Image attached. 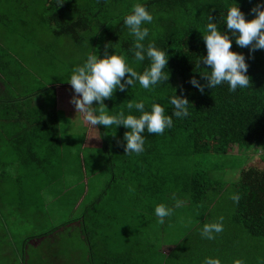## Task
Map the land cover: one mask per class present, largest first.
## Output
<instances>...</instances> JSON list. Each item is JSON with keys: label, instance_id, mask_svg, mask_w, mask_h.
<instances>
[{"label": "trees", "instance_id": "trees-1", "mask_svg": "<svg viewBox=\"0 0 264 264\" xmlns=\"http://www.w3.org/2000/svg\"><path fill=\"white\" fill-rule=\"evenodd\" d=\"M235 2L245 13L246 20L255 18L251 10L260 0H0V13L4 16L16 19L21 18V14L22 19L37 17L39 23L44 22L53 30V35L72 40L82 50V63L89 52L98 51L103 56L106 45H109V54L117 51L126 55L131 66L140 73L150 65V60L146 57L143 62L135 61L134 38L124 25V17L134 4H143L153 16L152 23L144 25L150 30L144 44L147 46L153 42L168 53L165 72L169 79L151 90L143 89L137 82L134 87L128 86L126 92L114 93V98L105 100V105L110 114L124 111L126 115L139 116L134 108L129 113V102L143 101L146 110H150L152 103H160L165 107L166 115L173 119V126L165 129L163 134L144 133L145 150L139 155L126 154L122 146L128 129L113 126L108 130L106 126H97L106 161L104 173L110 174L111 181L94 198H88L90 192L83 193L84 200L76 214L41 235L20 238L4 233L0 238V264H79L83 262L78 260L79 256L85 254H88L87 264H128L131 261L133 264H203L206 257L219 258L222 264H233L237 259L244 264H264V50L251 53V46L240 48L233 39L231 51L244 54L249 65L250 84L247 88L233 92L227 84H222L213 89L206 88L201 93L188 83L193 77L202 84L206 83L201 74L208 71L204 69L207 66L203 62L198 65V57L207 55L202 33L209 22L227 32V10L235 6ZM11 7H18L15 14L11 13ZM4 21L0 17V24ZM4 62L15 65L11 55L4 54L0 45V64ZM5 71L14 77L28 78L29 86L35 84L23 95L31 97L39 93L45 96L39 114L28 119L22 134L12 136L13 140L18 137L22 140L12 142L15 147L12 152L10 149L0 150V194L4 189L16 188L25 204L29 183L41 182V188L32 190L42 193L65 177L64 163L54 162L51 157L57 153L62 158L64 156L57 90L59 86L67 85L56 82L47 85L25 71L17 75L13 66ZM175 90L177 95L183 92L190 101L187 117L172 115L174 108L168 100ZM95 106H98L97 102H94ZM237 146L247 152L259 151L260 156H254L258 158L241 170L239 181L233 185L213 180L201 166L199 157L231 155ZM7 158H16V161L10 162ZM15 164L20 166L18 173L11 171ZM233 194L240 196L238 203L231 199ZM227 197L230 203L225 201ZM109 199H119V209L124 213L136 209L142 214L136 218L128 213L125 215L113 208ZM176 200L183 201L182 207L189 208L185 210L188 213L199 208L203 212L199 210L201 219L185 230L184 236L178 240L173 258L166 256L162 245L171 242L166 232L174 228L168 227L171 222L165 223L169 217L163 224L159 223L154 209L163 203L177 214ZM221 205H227V210L221 211ZM42 215L46 220L51 218L48 209H44ZM33 217L35 223H40V215ZM220 217H223V231L215 234L214 239L203 238L201 229L204 223L218 222ZM128 218H135L132 229L127 227L131 226ZM151 219L153 247L151 250L147 247L141 261L137 257L135 260L132 246L122 254L112 253L114 249L107 244L117 243L122 234L135 232L134 235L141 238L137 244L143 245V241L149 238L146 221ZM18 238L20 243L16 242ZM126 238L128 236L123 239ZM78 243L83 245V250L73 249ZM39 247L41 250L43 247L42 252Z\"/></svg>", "mask_w": 264, "mask_h": 264}, {"label": "rangeland", "instance_id": "rangeland-1", "mask_svg": "<svg viewBox=\"0 0 264 264\" xmlns=\"http://www.w3.org/2000/svg\"><path fill=\"white\" fill-rule=\"evenodd\" d=\"M17 9L18 7H11V13L13 14ZM0 15L2 20H5L0 24V45L3 53L6 55L9 53L14 62L18 60L17 62L22 65L21 68L26 74L38 77L45 84L50 85L56 82L67 85V87L59 86V91H57L61 95L58 99L61 100L60 118L64 156L62 158L57 153L51 157L54 162L64 163L66 167L64 179H60L56 184L47 187L42 193H37L32 189L41 188V174L38 180L41 185L38 182L28 184L27 202L25 204L22 203V195L16 188L4 189L0 194V238L4 233H9L10 236L14 234L20 238L37 236L75 215L76 209L81 206L84 200L83 193L85 195L90 192L91 198L95 196V193L102 190L106 181V173H104L106 161L97 126H92L84 120V114L78 113L74 105L70 103L73 89L67 81L73 67L82 63L81 48L73 44V41L67 37L53 35V30L47 28L44 22L39 23L37 17L22 19L23 15L21 14V18L16 19L14 17L8 18L3 13ZM12 79L14 86L20 83L19 78L12 77ZM34 86L35 84H30L29 90L33 89ZM235 149L236 151L231 155L201 156L199 157L201 166L210 173L213 180L231 186L239 181L241 170L252 165L258 158H254V156H260L259 151L254 149L250 152L239 146ZM10 150L12 152V149ZM41 154H45V151H41ZM42 159L44 160L45 157L42 156ZM7 160L16 161V158H7ZM19 168L20 166L15 164L11 166V171L18 173ZM31 180H36V178ZM70 186L72 188L67 190L66 188ZM33 192L37 194H31ZM32 198L36 201L31 200ZM75 200L77 201L75 202ZM225 201L230 203L229 197ZM74 202L75 207L73 209ZM221 206H223L220 207L221 211L228 208L227 205ZM44 209L49 210L51 218L45 219L42 215ZM199 210L201 213L203 212L200 208ZM199 210L194 213L184 211L175 214L171 220L175 229L166 232V236L171 237L173 235L172 239L174 240L176 236H179V230L182 234L184 230H189L201 219L202 214ZM36 214L40 215V223L34 222L33 216ZM219 214L220 212L217 215ZM171 225L172 223L168 224V227ZM20 238L16 239V242L20 243ZM44 242L43 240L45 247ZM82 246L78 243L73 246V249L83 250ZM38 249L41 250L40 247ZM78 260H83L79 264H87L88 254L79 256Z\"/></svg>", "mask_w": 264, "mask_h": 264}, {"label": "clouds", "instance_id": "clouds-1", "mask_svg": "<svg viewBox=\"0 0 264 264\" xmlns=\"http://www.w3.org/2000/svg\"><path fill=\"white\" fill-rule=\"evenodd\" d=\"M251 12L255 18L248 21L241 7L235 2V6L228 7L225 24L227 32L218 29L217 24L209 22L202 33L207 55L198 57V65L203 62L208 71L201 74L206 83L193 77L188 83L204 93L206 88L213 89L222 84H227L230 91L238 88H247L250 78L247 75L249 65L244 54L231 51L233 39L240 48L251 46L250 52L264 50V0H260ZM210 19H213L212 17ZM153 21L152 14L141 3L133 5L129 14L124 17V25L129 34L134 38L133 54L136 62H143L147 57L150 65L142 72H137L129 63L128 57L115 51L109 54L106 45L104 55L98 51L89 52L83 63L73 67L67 83L73 89L70 103L74 105L78 113H83V119L92 126H106L110 130L113 126H123L126 131L123 137V147L126 154H141L144 152L145 135L163 134L165 129L173 126L172 116L166 115L165 107L160 103H152L150 110L145 109V103L129 102V113L134 108L139 116L125 114L120 111L110 114L105 105V100L113 99L114 93L126 92L128 86L134 87L137 82L145 90H151L169 79L165 72L168 69L169 55L166 51L149 42L145 46L144 41L150 35V30L145 27ZM115 49V48H114ZM116 50V49H115ZM94 102L98 106L94 107ZM169 104L173 106L174 115L177 118L189 116L190 101L183 92L169 97ZM231 199L238 203L240 196L233 194ZM183 201L176 200L175 208H180ZM174 209L161 203L156 205L154 215L163 224L166 217L172 215ZM223 217L218 222L204 223L201 236L206 239H214L215 234L223 231ZM203 264H222L219 258L206 257ZM233 264H244L242 260H234Z\"/></svg>", "mask_w": 264, "mask_h": 264}, {"label": "crops", "instance_id": "crops-1", "mask_svg": "<svg viewBox=\"0 0 264 264\" xmlns=\"http://www.w3.org/2000/svg\"><path fill=\"white\" fill-rule=\"evenodd\" d=\"M10 66H13L16 69L17 75L22 74V72H23V70L21 68L22 65L18 62H15V65L12 63H5V62L0 64V68L4 69V70H0V150L15 148L14 144L12 142L18 143L22 140V138L18 137L15 140H13L12 136L22 134L24 131L23 128L26 127V125H28V119L31 116L35 115L36 113L40 112L41 108H43L44 104H45V96L42 94L34 93L31 97L26 96V94L23 95L24 94L23 92L29 91V88H26V89L24 88V86L26 87V85L29 86L28 78L20 77L19 78L20 83L17 86L13 85L12 77H14V76H12L11 72H7V74H8V76H7L6 71H5V68L8 69ZM23 82H27L26 85H23ZM57 91H59V89ZM58 97H61L59 92L57 93V102L61 103V100H60V98L58 99ZM58 110H60V108H58ZM33 117H35V116H33ZM7 135H9V136H7ZM8 142H10V143H8ZM7 144H11V145H7ZM110 178H111L110 174H106V181H105L104 187L107 186L108 183L111 181ZM108 193H110V190L108 191ZM89 196H90V194H89ZM95 196H97V193H95ZM95 196H92L91 198H94ZM116 197L119 198V195H116ZM88 198H90V197H88ZM108 202H110L111 204L113 203V205H114L113 208H116L119 211L121 210L124 213L123 209H119L120 208L119 207L120 206L119 199H116V200H114V199L110 200L109 199ZM152 207H153V205H152ZM108 208H111V207H108ZM185 210H189V208L181 206L180 208L176 209L177 212H184ZM127 213L131 216L134 215L135 218H136V215L142 214L141 211L136 210V209H132V210L129 209L124 214L126 215ZM174 213H176V212H174ZM174 213L171 216H169V218L167 220H165V223L168 224L169 222H171L172 223L171 226L175 229V225L171 221L173 216H175ZM135 218H128V221L131 224V226H127V227H131V229L134 228V224H135L134 219ZM138 218H140V215ZM146 223H147L146 228L148 231V237L149 238L145 239V241H143L144 242L143 245L137 244L140 242L141 238L136 237L135 232L132 234L131 233L122 234V237L117 241V243L113 244L110 242L109 244H107V246L109 248L112 247L114 249V250H111L112 253L122 254L127 248L132 246V247H134L133 252H135V253L133 255L135 256V260L137 257V258H139L138 261H141V259L143 257L142 256L143 252L147 249V247H149L148 250H151L153 247V226H151L153 224V221L151 219L150 221H146ZM118 229H120V228H118ZM120 230H122V229H120ZM184 231L182 234L181 231L179 230V232L182 234V235L180 234L181 236H176V238L173 240L172 239L173 235H172L170 237L171 242L163 243L162 251L166 254L167 257H173L174 258L175 245L178 244L179 243L178 240H180V238L182 236H184ZM125 236H128V238L123 239ZM107 251L109 252V250H107ZM104 252H105V250H104ZM151 252H152V256H153V250ZM132 258H134V257H132ZM128 264H133V263L131 261Z\"/></svg>", "mask_w": 264, "mask_h": 264}]
</instances>
